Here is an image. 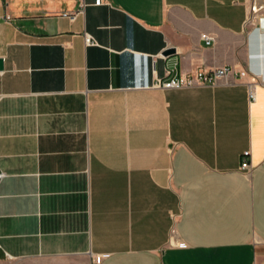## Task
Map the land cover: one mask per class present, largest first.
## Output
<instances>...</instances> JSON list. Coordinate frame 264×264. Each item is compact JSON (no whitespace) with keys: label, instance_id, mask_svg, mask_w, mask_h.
Wrapping results in <instances>:
<instances>
[{"label":"crops","instance_id":"obj_1","mask_svg":"<svg viewBox=\"0 0 264 264\" xmlns=\"http://www.w3.org/2000/svg\"><path fill=\"white\" fill-rule=\"evenodd\" d=\"M0 57V264H264V0L0 1Z\"/></svg>","mask_w":264,"mask_h":264},{"label":"built area","instance_id":"obj_2","mask_svg":"<svg viewBox=\"0 0 264 264\" xmlns=\"http://www.w3.org/2000/svg\"><path fill=\"white\" fill-rule=\"evenodd\" d=\"M5 1V0H0ZM262 7L257 4H252L251 6V17H249V20L255 19L258 17L261 13ZM84 11V7H82L80 10H77L76 12H69L66 13L67 16L70 17L71 20H75L77 16ZM205 38L208 40V43L212 42L214 39L210 35H205ZM86 41L88 43H93L94 41L90 36L86 37ZM246 70H237L234 66H219L216 68H206V67H198L195 70H192L190 72L182 73L180 75L174 74L173 70H168V74L170 75V78L166 81H157L156 85L159 87L164 88H182V87H191V86H197V85H211V84H218L220 82H228L230 76H237L238 78H243L247 75ZM254 81L249 82L250 86V96L255 97V92L253 89ZM249 154L250 151L247 150L244 152L243 158H242V164L241 169L242 171L248 175L251 173L253 169V164L249 162Z\"/></svg>","mask_w":264,"mask_h":264},{"label":"water","instance_id":"obj_3","mask_svg":"<svg viewBox=\"0 0 264 264\" xmlns=\"http://www.w3.org/2000/svg\"><path fill=\"white\" fill-rule=\"evenodd\" d=\"M175 51V48H168L166 50V53H171V52H174ZM4 59L2 57H0V68L3 69L4 67Z\"/></svg>","mask_w":264,"mask_h":264}]
</instances>
